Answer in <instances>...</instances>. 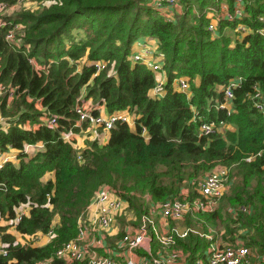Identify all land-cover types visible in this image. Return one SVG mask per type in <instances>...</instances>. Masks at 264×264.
Returning <instances> with one entry per match:
<instances>
[{
  "label": "trees",
  "instance_id": "trees-1",
  "mask_svg": "<svg viewBox=\"0 0 264 264\" xmlns=\"http://www.w3.org/2000/svg\"><path fill=\"white\" fill-rule=\"evenodd\" d=\"M37 1L39 9L0 17V83L14 87L9 99L0 91V150H18L15 161L0 164V217L9 220L0 224L6 251L0 264H34L52 255L74 236L78 215L101 184L117 190L138 215L149 201L183 186L193 189L191 181L214 165L227 175L219 205L197 213L194 222L185 216V224L199 232L213 226L225 241L237 235L255 251L257 264H264V100L258 108L262 97L254 95L264 93V34L257 32L264 0H244L239 18L216 17L214 32L207 23L217 16L219 0H179L181 12L170 19L150 0ZM236 22L250 30L239 34L233 30ZM17 23L22 33L6 39ZM145 36L154 37L163 53L159 94L150 92L154 71L129 57L132 43ZM99 60L103 65L97 69ZM176 75L187 78V90L172 86ZM235 76L240 80L232 87L227 113L218 103ZM82 87V98L92 97L108 113L126 108L133 125L115 119L105 141L95 138L83 147L64 139L62 131L78 127L73 105L82 101ZM45 116H54L55 125H46ZM209 121L230 127L199 134L198 125ZM37 141L41 146L33 152L23 150L24 143ZM20 204L27 211L19 214ZM239 204L249 211L231 214L230 207ZM17 233L50 236L31 245L20 243ZM176 240L189 259L208 243L194 231Z\"/></svg>",
  "mask_w": 264,
  "mask_h": 264
},
{
  "label": "built area",
  "instance_id": "built-area-1",
  "mask_svg": "<svg viewBox=\"0 0 264 264\" xmlns=\"http://www.w3.org/2000/svg\"><path fill=\"white\" fill-rule=\"evenodd\" d=\"M150 3L167 19L172 18L171 15L174 12H181L182 8L179 0H150ZM243 3L244 0L218 2L215 11L217 16H214L207 23V28L213 32L215 31L216 17L227 20L239 18L244 14ZM4 4L0 1V9ZM208 10L209 15H212L213 11L210 8ZM258 19L262 21V25L257 29V32L264 34V15H259ZM2 23L3 21L0 18V24ZM233 30L241 34L250 29L245 28L242 22H236ZM12 33L10 28L5 34L6 39H13ZM135 41L139 44L138 48L139 46L141 48L132 49L130 59L143 61L153 71H163V53L157 50L156 46H151L143 39ZM28 60L35 69H39V65L34 64L32 58ZM99 62H95L97 69L100 68ZM239 80L238 76L231 77L223 88V100L218 103V106L225 107L227 113L231 110L232 87ZM162 83L163 81L155 83V94H159ZM157 84L159 85L158 90L155 89ZM171 84L181 90L189 88L187 78L181 75L174 76L171 79ZM2 89L7 92V99L11 98L14 87L0 83V91H4ZM254 95L262 97L255 103L258 108H262L264 94L259 95V92L256 91ZM95 108L98 110V105L94 106L91 103L86 104L82 101L76 102L73 105L77 116L74 124H80L84 121L107 130L115 119H120L130 126L133 125V114L126 108L122 109V112L110 113L106 116L99 114V112L97 114L92 113V109ZM1 119H3L2 116H0ZM42 119L46 125H55L54 116H45ZM24 126L28 127V124L24 123ZM223 126L228 125L217 124L213 121L201 122L198 125V132L199 134L208 133L213 129H221ZM142 131H144V128H142ZM72 133L71 129L61 132L62 137L69 141L72 140ZM25 144L33 145L35 143ZM8 149L0 150V164L12 157L8 153ZM77 156L79 157V155ZM226 177V169L223 166L212 167L191 181L193 189H183L182 187L174 195L161 200L149 201L147 211L140 212L138 215H135L132 208L128 212L127 201L117 190L111 189L107 184H101L94 190L78 215L74 236L55 248L52 255L40 258L34 264H257L256 260L258 259L255 251L242 243L237 235L234 236L233 240H220L211 227H208L207 232H199L197 229L185 224V216H188L189 220L194 222L197 213L208 212L218 207L219 201L226 190ZM146 198L148 199L149 196H146ZM238 211L248 212L249 206L239 204L230 207L231 214L234 215ZM18 212L19 214L24 213L22 208H19ZM124 216H126V221L130 220L131 222L125 224L116 237L118 222H121ZM175 219H180L184 225L178 227V223L173 222ZM199 221L202 220L200 219L196 223ZM187 231L197 232L208 239L202 254L193 259H189L187 252L182 249V246L176 240L177 237H183ZM17 234L22 236V234ZM46 234L50 236L49 233ZM3 244H0L2 255L6 253ZM54 258L58 259L59 262L55 263Z\"/></svg>",
  "mask_w": 264,
  "mask_h": 264
},
{
  "label": "rangeland",
  "instance_id": "rangeland-1",
  "mask_svg": "<svg viewBox=\"0 0 264 264\" xmlns=\"http://www.w3.org/2000/svg\"><path fill=\"white\" fill-rule=\"evenodd\" d=\"M225 1H227L228 2V0H219V2H225ZM215 4V3H214ZM40 8V5H39V3H38V1L37 0H16L14 3H12V4H10V5H8V4H4L2 7H1V9H0V17H1V15H4V14H10V13H12V12H14V11H17V10H19V9H28V10H34V9H39ZM206 9H207V7H206ZM208 9H207V13H208ZM210 13H208L207 15H209ZM211 18H214V17H211ZM23 29V26L21 25V24H19V23H17L16 24V26L15 27H13V28H11V31L14 33V34H21L22 33V30ZM225 32L226 33H228V34H230V36L231 37H233V32L232 31H229L228 30V28L226 29L225 28ZM12 33V38L14 37V34ZM239 35V34H238ZM237 35V36H238ZM100 62V68L102 67V65H103V61L102 60H99ZM33 63L34 64H37V62H35V61H33ZM99 68V69H100ZM109 72H113V70L111 69V67L109 68V70H108ZM162 72H164V71H162ZM163 82H164V80H163ZM2 90H4V89H2ZM80 92H81V95L84 93V87H82L81 88V90H80ZM264 94V93H263ZM94 99L92 98V97H87V98H82V101H84V102H86V104H89V103H91V104H93L94 106H97L98 104L96 103V102H94L93 101ZM1 122H4V120L3 119H1L0 120ZM80 125V127H82L83 128V130L84 131H89V128L87 127L86 128V126H89L90 127V124L89 123H80L79 124ZM27 126V125H26ZM85 128H86V130H85ZM93 129H95V133H98V131L100 130V126H94L93 127ZM103 131H105V130H103ZM101 133V132H100ZM102 135H104L103 133H102ZM216 166H218V165H214L213 167H216ZM182 188V187H181ZM185 188H187V187H185V186H183V189H185ZM227 188V186L225 185V189ZM127 209H128V212H130V208L129 207H127ZM133 209V208H132ZM125 218H126V216H124L123 217V220L119 223L118 222V229L117 230H119V229H122L123 228V226L125 225V224H128V223H130L131 221L130 220H125ZM5 221H9V220H5ZM4 221V219L3 218H1L0 219V224H3V223H7V222H5ZM174 223H178V227H182L184 224L180 221V219H175L174 221H173ZM121 224V226H119ZM208 227H211V228H213V226H208ZM8 229H11V227H9ZM221 231V230H220ZM220 231L216 234V236L218 237V238H220V240H222L221 239V237H222V232L220 233ZM239 232L240 233H244L243 232V230H241V229H239ZM211 233H212V231H211ZM16 236H17V238H18V240L20 241V242H22V243H30L31 245H39V244H42V243H44V240L47 238L48 239V237H49V235L48 234H40V233H36V234H34V235H20V236H18V234H16Z\"/></svg>",
  "mask_w": 264,
  "mask_h": 264
},
{
  "label": "crops",
  "instance_id": "crops-1",
  "mask_svg": "<svg viewBox=\"0 0 264 264\" xmlns=\"http://www.w3.org/2000/svg\"><path fill=\"white\" fill-rule=\"evenodd\" d=\"M261 15H264V14H261ZM245 28H248L247 26H245ZM227 29V28H226ZM224 31H225V28H224ZM143 40L147 43H149L151 46H156V40L154 37H151V36H145L143 38ZM138 42L134 41L131 45V50H136L138 48ZM139 48H141L139 46ZM138 48V49H139ZM154 77H155V81L158 83V82H162L163 80L165 81V73L162 72V71H154ZM155 89H159V85L157 84V86L155 87ZM151 93H154V88L150 90ZM81 98H82V95H81ZM84 102V101H82ZM86 103V102H85ZM123 110H118L116 112H113V113H118V112H122ZM98 112L99 114L103 115V116H106L110 113L106 112L105 111V108L103 106L102 103L98 104ZM27 124V123H25ZM78 127L77 129H74L73 130V133H72V143L74 146L76 147H83L87 144L88 141L92 140V139H98L99 142H102V141H105L106 140V137H107V130L105 129H102L100 127V130L98 131V133H95V129H93L94 125L93 124H90V127L89 126H86V128L88 127L89 128V131H84L82 127H80L79 124H76ZM229 126V125H228ZM225 127V126H223ZM222 127V128H223ZM85 128V130H86ZM105 130V131H103ZM101 132V133H100ZM102 133L104 135H102ZM41 146V143L40 141H37L35 142V144L33 145H27L24 143L23 145V150L26 152V153H31L33 152L36 148L40 147ZM17 149L16 148H9L8 149V153H10L12 155V157L10 158V160L12 161H15L17 158H16V153H17ZM19 208H22L24 212L27 211V208L24 204H20L18 206V209ZM1 219V217H0ZM5 221V220H4ZM5 222H8V221H5ZM49 239V237H48ZM47 238L44 240V242H46L48 240ZM108 241H110V239H108Z\"/></svg>",
  "mask_w": 264,
  "mask_h": 264
}]
</instances>
